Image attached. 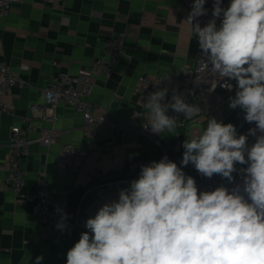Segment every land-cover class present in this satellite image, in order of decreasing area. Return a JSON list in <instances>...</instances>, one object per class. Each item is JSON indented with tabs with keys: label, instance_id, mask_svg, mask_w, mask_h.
Instances as JSON below:
<instances>
[{
	"label": "crops",
	"instance_id": "crops-1",
	"mask_svg": "<svg viewBox=\"0 0 264 264\" xmlns=\"http://www.w3.org/2000/svg\"><path fill=\"white\" fill-rule=\"evenodd\" d=\"M183 0H12L8 15L0 13V56L26 82L13 86L6 95L13 113L0 115V162L7 163V142L13 125L21 117L32 116L31 105L43 102L44 88L53 74H71L89 67L102 54L105 43L118 31H126V54L108 74L96 77L89 100L93 113L105 114L116 124L92 137L84 132V118L73 106L61 103L56 109V141L46 146L33 142L23 156L27 172L24 192H35L43 182L58 198L68 199L73 189L84 187L99 177L121 174L128 160L147 156L166 145V135L179 139L178 127L159 137L160 145L138 130L132 112L140 108L134 91L138 77L150 73L180 80L195 67L198 57L196 37L185 22L189 13L181 12ZM37 128L50 123L35 115ZM194 129V127H193ZM192 129V131H193ZM97 145L89 151L80 169L73 175L56 166L55 158L66 143ZM152 158V157H151ZM119 187L90 190L80 206L76 242L88 231L85 222L106 203L117 201ZM104 187V186H103ZM34 202L21 200L0 184V264H64L69 242L68 226L64 231L39 221ZM72 209V207H70ZM70 218V217H69ZM69 221V220H68ZM68 224V222H67ZM64 237V249L54 255L57 235Z\"/></svg>",
	"mask_w": 264,
	"mask_h": 264
},
{
	"label": "clouds",
	"instance_id": "clouds-1",
	"mask_svg": "<svg viewBox=\"0 0 264 264\" xmlns=\"http://www.w3.org/2000/svg\"><path fill=\"white\" fill-rule=\"evenodd\" d=\"M205 3L194 0L185 19L206 57L203 68L211 65L226 78V90L235 87L229 107L241 109L255 127L238 135L232 123L210 118L198 135L183 141L180 163L234 186L200 191L167 156L141 165L139 178L119 191L118 200L86 220L88 231L67 251L66 264H264V0H230L227 7L213 0L212 19L201 27ZM167 94L161 88L142 104L144 127L157 135L177 126L169 109L186 119L200 111L176 92L164 102ZM237 172L241 184H235ZM57 212L56 227L64 231L68 216ZM42 260L36 257L35 264Z\"/></svg>",
	"mask_w": 264,
	"mask_h": 264
},
{
	"label": "built area",
	"instance_id": "built-area-1",
	"mask_svg": "<svg viewBox=\"0 0 264 264\" xmlns=\"http://www.w3.org/2000/svg\"><path fill=\"white\" fill-rule=\"evenodd\" d=\"M194 0H183L180 5L181 12L189 13ZM230 0H223L222 6L227 7ZM12 7V0H0V13L8 15ZM204 7L207 9V15L199 17L201 27L212 19L213 0H206ZM220 20H217L219 26ZM126 31H118L117 36L105 43L102 54L87 68L79 70L75 74L68 71H61L58 74L50 76L44 91L43 102L31 105L32 116L21 117L20 124L13 125L7 142V163L0 162V184L3 190L12 192L21 200H31L34 202V213L39 221L56 227L60 220L61 213L57 208L66 213L69 220L71 208L68 199L58 198L49 189L47 182H43L35 192H24L23 185L26 171L22 167L23 156L28 153L29 146L33 142H40L49 146L56 141L59 135V128L55 125L56 109L61 103H67L74 107L76 112L82 114L84 118V132L92 137L99 130L104 128H115L117 126H127V123L116 124L105 114L93 113L94 104L89 100L93 91L95 79L102 74H108L118 64L120 59L126 54ZM198 57L195 67L188 70L186 75L180 80L174 78L153 75L150 73L141 74L135 85L134 91L138 98L139 109L132 112L131 120L138 121V130L145 136L154 141L167 132L159 135L146 130L144 125L147 123V114L142 104L148 96L161 88H168V94L164 102H171L174 92L182 95L183 99L191 104L198 106L200 111L191 119H186L182 114L175 113L171 109L168 115L177 120V126L185 129L189 124L199 118L214 116L218 113L220 106L225 102L229 94L235 93V87L232 91L222 87L226 78H221L217 73L211 71V65L208 69L203 68L206 61L199 48L198 38ZM3 54V44L0 40V56ZM235 86V81H229ZM26 82L17 74L11 66L0 57V115L13 113L12 106L6 99L7 93L13 86L23 88ZM217 112V113H216ZM216 113V114H215ZM41 114V118L50 123L49 126H41L38 135L35 138L30 137V133L37 128L35 115ZM216 116L215 118H219ZM255 124L245 122L237 134H246ZM254 142V138H249V145ZM94 140H89L84 145H75L66 143L55 158L56 166L69 175H73L80 169L83 161L87 158L89 151L96 147ZM240 165H237L239 169ZM186 175L192 176L200 191H211L216 187L224 185L231 189L234 185L219 175L212 178L203 177L196 169L183 171ZM235 184H241V175L233 173Z\"/></svg>",
	"mask_w": 264,
	"mask_h": 264
},
{
	"label": "rangeland",
	"instance_id": "rangeland-1",
	"mask_svg": "<svg viewBox=\"0 0 264 264\" xmlns=\"http://www.w3.org/2000/svg\"><path fill=\"white\" fill-rule=\"evenodd\" d=\"M234 95H235V93L229 94L227 96V99L225 100V102L220 106L218 113L221 116L219 118H216L218 121H222L225 124L232 123L234 125L237 122V120L240 118L243 111L239 108L231 109L229 107V97L234 96ZM218 115H215V116L212 115V116L199 118V119H202V122L200 124H198V123L189 124V126L187 128H185L184 131L180 132L179 139L174 138L172 135H169V136L166 135V138H165L167 140L166 145H162V147L159 146L157 151L151 152L148 155H151V157L154 159H156V158L161 159L162 157L167 156L169 160H171L175 163L179 162L180 158H182V154L184 152V149L182 147L183 141L185 139L191 137V136L198 135L207 126L208 120L210 118H215ZM196 126H198V127L196 128ZM193 127H194V129H193ZM192 129H193V131H192ZM157 144H159V145L161 144L160 140H158ZM123 173H128V172H123ZM131 181H133V180L122 181V182L115 183L112 185H106L104 187L95 188L94 191L95 192L98 190L101 191L103 188H106L107 186L119 187V186L125 185V184H128L127 186H125V188H127V187H129Z\"/></svg>",
	"mask_w": 264,
	"mask_h": 264
},
{
	"label": "water",
	"instance_id": "water-1",
	"mask_svg": "<svg viewBox=\"0 0 264 264\" xmlns=\"http://www.w3.org/2000/svg\"><path fill=\"white\" fill-rule=\"evenodd\" d=\"M246 122L245 120V113L242 112L240 118L237 120V122L234 124L236 131L240 129V127ZM182 158H180V161ZM176 162L178 167H181L183 171L195 169L194 165L189 163L187 166H182L181 163ZM140 171H133L128 173H122L114 176H108V177H99L95 178L94 180L90 181L84 188L81 190L79 195L77 196L72 209L70 213V218L68 221V229H69V242L67 245V251L71 249L74 244L76 243V237H77V227H78V221L80 218V206L81 202L84 198V196L92 189L103 187L106 185H112L115 183H119L122 181H128V180H135L139 178ZM67 260V254L64 261V264H66Z\"/></svg>",
	"mask_w": 264,
	"mask_h": 264
},
{
	"label": "trees",
	"instance_id": "trees-1",
	"mask_svg": "<svg viewBox=\"0 0 264 264\" xmlns=\"http://www.w3.org/2000/svg\"><path fill=\"white\" fill-rule=\"evenodd\" d=\"M160 159L156 158H151V157H147V156H140L137 159L134 160H128L123 169L121 170V172H132V171H141V165H148L150 164V162L152 161H159ZM84 187H77L75 189H73L70 193V198H69V204L70 207L73 206L77 196L79 195V193L81 192V190ZM64 237L62 235V233H60V235L56 236L55 239V244H54V248H53V254L54 255H58L61 254L63 249H64Z\"/></svg>",
	"mask_w": 264,
	"mask_h": 264
},
{
	"label": "bare ground",
	"instance_id": "bare-ground-1",
	"mask_svg": "<svg viewBox=\"0 0 264 264\" xmlns=\"http://www.w3.org/2000/svg\"><path fill=\"white\" fill-rule=\"evenodd\" d=\"M219 114V113H218ZM218 114H216V115H218ZM215 116V115H214ZM218 116H221L220 114L218 115ZM202 122V119H197V120H195V121H193V122H191V123H198V124H200ZM190 123V124H191ZM198 126H196V128H197Z\"/></svg>",
	"mask_w": 264,
	"mask_h": 264
}]
</instances>
